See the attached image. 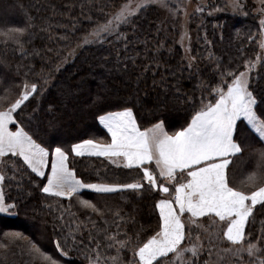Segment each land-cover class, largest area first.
I'll return each mask as SVG.
<instances>
[{
	"label": "snow or ice",
	"instance_id": "snow-or-ice-1",
	"mask_svg": "<svg viewBox=\"0 0 264 264\" xmlns=\"http://www.w3.org/2000/svg\"><path fill=\"white\" fill-rule=\"evenodd\" d=\"M157 3L168 7L167 0H136L134 6L133 0H126L106 22L95 25L86 33L69 55L75 56L77 49L88 45L109 42L110 36H114L118 43L124 42L127 36L120 32V27L131 23L140 12ZM230 4L234 13L247 15V5L241 0H230ZM176 8L183 10L179 4ZM195 11L202 14L204 7L198 5ZM257 12L261 17L258 31L264 37V0H260ZM25 33L26 28L14 27L0 32V35L18 45L17 51L23 56L26 49L21 38ZM249 39L253 36L250 35ZM123 47V61L118 51L115 70L117 74L129 77L120 81L128 97L115 102L118 108L115 111H103L106 101L100 98L93 105H99L97 110L103 112L96 119L110 137L106 142L83 139L72 143L70 149L62 144L53 147L48 143L45 146L43 140L38 142L40 133L59 132L58 121L50 119L47 127L41 128L42 121L37 120L34 131L26 130V126L32 127L38 108L33 109L27 125L22 116L18 119L30 98L41 100L44 85L49 82L48 76L61 69L67 62V56L55 69L49 70L43 83H30L25 78L14 100L9 102L7 94L0 97V215L17 214L14 210L18 209V200L31 196V191L24 184L27 175L28 185H35L40 193L69 201L67 208L60 205L63 210L55 217L62 226L66 213L72 217L67 225L68 231L64 232L62 227L61 237L54 241L56 250L63 257H67L70 250L82 247L86 250L88 264H264V219L260 220L261 227L255 239H251L252 233L247 231L256 222L257 213H264V73L258 71L259 67H264V55L258 54L255 61L244 60L243 70H240L238 63L232 67V60L226 64L209 53L204 57L208 62L209 75L203 78L197 57L192 56L189 50L186 64L180 68L182 74L187 71L188 80L196 81L192 94L184 101L190 110L189 119L179 129L169 132L165 121L156 115L153 117L155 123L142 128L134 111L136 105H128L133 96L137 104L147 105V94L141 96L139 93L140 83L143 80L146 84L150 68L153 89L167 93L172 88L175 94H179V82L170 85L164 76L155 79L160 68L157 59L143 64V71L129 73L127 61L136 67L141 53L137 51L135 55H129L128 44L124 43ZM259 48L264 50V38L260 40ZM154 51L158 52V49ZM238 51L243 56L242 50ZM32 55H39V52L34 51ZM147 56L145 52L144 57ZM167 71L175 77V72ZM27 75L26 72L25 77ZM133 75L135 79H132ZM120 90L116 89L117 96ZM197 91L199 97L195 95ZM63 102L61 98L49 102V114L55 113ZM164 108L165 104L157 95L148 110L159 113ZM253 143L257 146L252 147ZM246 147L252 149L250 156L255 158V165L238 186L230 177V166L243 156ZM70 156L104 157L117 167L137 174L142 172V176L128 183L86 182L70 167ZM9 169L11 175H8ZM33 174L40 180L33 178ZM6 182L9 190L15 182L17 198L10 199L6 194ZM84 190L99 196L128 190L137 194L145 190L159 192L161 196L154 204L158 212L155 229L147 239L141 240L143 226L130 235L120 224L116 225L117 232H108L106 220V226L100 228L91 220L90 214L79 220L71 212L73 199L90 213H96L102 219L104 215L95 203L82 198ZM114 215L125 225L135 223L134 217L121 216L119 212ZM85 232L87 243L83 239ZM93 232H96L95 236ZM101 233L104 234L103 245L99 239ZM4 235L18 240L22 233L17 231ZM121 235L123 239L119 238ZM27 242L30 245L27 253L33 260L40 259L43 264H61L42 251L37 243L30 239ZM108 249H115V254L105 256L104 251ZM124 252L131 253L126 261ZM205 252L207 258L201 260V254ZM244 254L249 258L247 261ZM213 255L216 260L212 259ZM232 257L236 259L232 260Z\"/></svg>",
	"mask_w": 264,
	"mask_h": 264
},
{
	"label": "trees",
	"instance_id": "trees-1",
	"mask_svg": "<svg viewBox=\"0 0 264 264\" xmlns=\"http://www.w3.org/2000/svg\"><path fill=\"white\" fill-rule=\"evenodd\" d=\"M119 2L120 0H0V32H7L14 27L26 28V33L21 38L25 41L26 49L23 56L17 51L18 45L6 41V38L0 35V97L7 94L9 102L14 100L19 95L25 78L30 83H43L49 70L55 69L57 64L67 56V62L61 69L48 76L49 82L44 85V95L41 100L38 102L30 98V101L26 102L27 107L18 116V119L22 116L24 124L27 125L33 109H39L33 119L32 127L26 126V130L29 131L35 130L37 120L42 121L41 128H46L50 119L58 121L59 132L40 133L38 142L43 140L45 146L48 143H51L53 147L62 144L70 149L72 143L83 139L105 142L109 140L107 133L98 125L96 119L103 112L97 110L99 105L95 107L93 105L94 101L100 98L106 101L103 104V111H115L118 110L115 102L120 98L128 97V92L123 89L120 81L128 80L129 77L117 74L115 70L118 51L123 61L124 43L128 44L129 55H135L137 51L141 53V57L137 58L136 67H133L131 61H127L129 73H139L143 71V64L157 59L160 61V68L155 73V79L159 80L161 76H164L170 85L178 81L181 89L179 94H175L172 88L167 93L158 88L153 89V72L150 68L146 84L143 80L140 83L139 93L141 96L147 94V105L137 104L135 96L128 105H136L134 111L141 127L146 128L151 123H155L156 120L153 117L156 115L165 121L166 130L172 132L189 119L190 110L184 101L187 100L188 95L192 94V87L196 81L186 78L187 71L183 74L180 72L186 60L176 43L177 34L171 28L161 24L159 11L156 8H146L135 16L131 23L120 27V32L127 36L124 42L118 43L114 36H110L109 42L88 45L77 49L75 56L69 55V51L77 48L90 28L106 20L104 12L116 7ZM217 5L214 1L209 2L207 9H213ZM246 12V18L229 14L214 18L202 16L203 21L200 23L203 25L202 28L192 35L194 40L192 56L197 57L196 62L202 69L203 78L209 75L208 62L204 59L209 53L215 54L226 64L232 60V67L238 63L240 70H243L244 60H253L256 54L260 53V48L256 45L259 35L257 15L253 14L248 7ZM194 23L197 21L194 20ZM233 30L239 32L235 34ZM250 35L253 36L251 40ZM161 44L163 47H160ZM157 49L158 52L154 51ZM238 50H242L243 56ZM34 51H38L39 55H32ZM145 52L148 53L146 58ZM110 69L113 71L110 72ZM168 69L175 72V77L169 74ZM258 71L264 73V67H259ZM26 72L27 77H25ZM132 79H135V75ZM117 88L121 89L119 96L116 95ZM69 92L71 95L62 96V93ZM157 95L165 104V108L159 113H152L148 109ZM195 95L199 97V91ZM58 98L64 102L58 106L55 113L49 114V102L56 101ZM34 138L37 137L34 136ZM256 146L255 143L252 144V147ZM251 150L246 147L243 156L238 157L236 163L230 166V177L238 186L254 168L255 158L250 156ZM18 163L22 162L18 161ZM70 167L86 182L128 183L142 176V172L137 174L136 171L130 172L117 167L104 157L70 156ZM11 174L9 169L8 175ZM33 178H35L34 174ZM35 179L40 180V178ZM28 180L29 177L25 175V187L32 194L30 197L18 200V209L14 210L17 214L0 215V264H43L40 259L33 260L28 255L27 249L30 245L27 241L29 239L37 243L42 251L61 261V264H88L86 250L82 247L70 250L67 257L61 256L56 250L54 241L61 237L62 227L64 232L68 231L67 225L72 217L66 213L63 226L55 217H58L63 210L60 205L67 208L69 201L40 193L38 187L28 185ZM5 191L10 199L17 198L15 182L10 190L6 182ZM160 196L159 192L151 190H145L140 194L131 190L118 191L106 196L84 190L82 198L95 203L102 210L103 219L96 213H90L89 210L81 208L75 199L72 200L71 212L75 213L79 220H83L90 214L91 220L95 221L100 228L106 226L104 222L106 220L108 232H117L116 225L120 224V227L125 228L131 235L143 226L141 240H144L156 227L158 213L154 209V204ZM116 212H119L121 216L134 217L135 223L123 224L119 217L114 215ZM261 219H264V213H257L256 222L247 228V231L252 233L251 239H255L260 230ZM17 231L22 233L18 240L4 235ZM93 235L95 236L96 232H93ZM103 236V233L99 236L102 245ZM119 238L124 237L121 235ZM83 239L87 243V232L84 233ZM61 243H63L62 240ZM113 254L115 249L104 251L105 256ZM130 255L131 253L124 252V260L126 261ZM205 258H207L206 252L201 254V260ZM212 259L216 260L217 257L214 255ZM248 259L244 254V260Z\"/></svg>",
	"mask_w": 264,
	"mask_h": 264
},
{
	"label": "rangeland",
	"instance_id": "rangeland-1",
	"mask_svg": "<svg viewBox=\"0 0 264 264\" xmlns=\"http://www.w3.org/2000/svg\"><path fill=\"white\" fill-rule=\"evenodd\" d=\"M213 1L216 2L218 5L213 9H207L208 3ZM125 2L126 0H120V2L116 7H113L109 11L104 12V15L106 16L105 17L106 20L104 22H106L108 18L117 11V9L121 6V4ZM135 2L136 0H133V6ZM241 2L247 5V7L250 8L253 14L257 15V24L260 27L259 20L261 17L257 12V8L260 6V0H241ZM167 4L168 7H164L159 3L153 4L150 7H154L159 11L161 24L166 28H171L173 32L177 34L176 43L178 44V47H180L184 57H186L189 50H190V54L192 55V48L194 44L192 35L194 32H197L198 30H200V28H202V26L200 25V23H202L203 21L202 16L206 15L210 18L211 17L214 18V17L222 16L223 14H229L241 18L244 17L246 18V15L243 12H236V13L233 12V9L230 4V0H167ZM177 4H179L181 6V9L183 10L177 9L176 8ZM198 5L204 7V11L202 14L197 13L195 11ZM169 9H174L175 11H170ZM185 12L187 13V15H185ZM210 12L212 13L211 15H209ZM194 20L197 21V23H194ZM91 29H93V27L90 28L88 32ZM238 32H239L238 30H233V33L235 34ZM182 34H183V38H182ZM259 35L261 34L259 33ZM259 35H258V41L256 43L258 48H259V42L261 40V36ZM181 43L184 44V47L181 46ZM258 54L263 55L262 49H260V53L256 54V57L253 59V61L257 60Z\"/></svg>",
	"mask_w": 264,
	"mask_h": 264
},
{
	"label": "crops",
	"instance_id": "crops-1",
	"mask_svg": "<svg viewBox=\"0 0 264 264\" xmlns=\"http://www.w3.org/2000/svg\"><path fill=\"white\" fill-rule=\"evenodd\" d=\"M262 38H264V37L261 36V39H262ZM262 53H263V55H264V50H262ZM97 123H98V125H99V126H100V127L106 132V130L102 127V125L99 124L98 120H97ZM13 130H14V128H13ZM106 133H107V132H106ZM108 139L110 140V137H109V136H108ZM153 167H154V166H153ZM161 182H163V181H161ZM157 213H158V212H157Z\"/></svg>",
	"mask_w": 264,
	"mask_h": 264
}]
</instances>
